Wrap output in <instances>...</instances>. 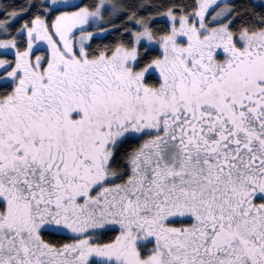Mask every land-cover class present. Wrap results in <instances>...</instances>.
<instances>
[{"label": "snow or ice", "instance_id": "snow-or-ice-1", "mask_svg": "<svg viewBox=\"0 0 264 264\" xmlns=\"http://www.w3.org/2000/svg\"><path fill=\"white\" fill-rule=\"evenodd\" d=\"M0 264H264V0H0Z\"/></svg>", "mask_w": 264, "mask_h": 264}]
</instances>
